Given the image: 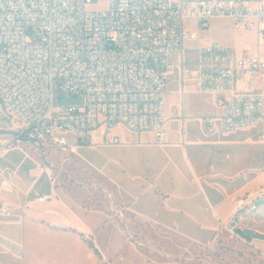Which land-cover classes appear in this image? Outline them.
<instances>
[{"label":"built area","instance_id":"2783aa9c","mask_svg":"<svg viewBox=\"0 0 264 264\" xmlns=\"http://www.w3.org/2000/svg\"><path fill=\"white\" fill-rule=\"evenodd\" d=\"M215 18L256 32L264 43V0H0V110L14 123L4 121L13 133L4 150L27 147L70 162L80 146L123 145L121 127L168 145L165 95L175 69L169 58H179L184 84L185 46L199 42ZM197 50V92L214 97L223 112L198 118L204 136L264 125V55H237L219 43ZM59 89L83 98V106L59 105ZM13 177L4 174V192L16 188ZM30 195L51 199L34 188ZM258 201L254 193L239 197L238 219ZM10 217L0 205V218ZM6 224L0 219V231Z\"/></svg>","mask_w":264,"mask_h":264},{"label":"crops","instance_id":"0c3cea01","mask_svg":"<svg viewBox=\"0 0 264 264\" xmlns=\"http://www.w3.org/2000/svg\"><path fill=\"white\" fill-rule=\"evenodd\" d=\"M211 43L228 47L237 55H264V43L258 34L236 29L229 19H213L209 29L201 32L197 49ZM169 61L178 68L177 56H171ZM170 76H175V71L167 74V83ZM184 78L179 90L182 94L185 84L196 87L192 74ZM222 113L217 108L208 116ZM178 115L173 112L166 116L168 145H156L151 132L134 134L121 127L116 135L123 145L95 148L100 160L88 165L121 193L127 202L126 210L136 224L203 249L215 248L222 239L232 237L235 229H245L258 235L248 243L264 259V215L252 212L242 221L236 216V201L253 193V181L232 168L223 169L216 157L208 155L206 150L238 143L232 138L237 132L227 137L206 138L201 130V136L196 138L186 132L184 107L181 116ZM200 117L193 119L198 121ZM12 139L13 135H0V205L11 212L10 218H0L7 222L0 231V264H40L32 260L29 250L58 248L63 238L85 249L83 256L72 257L73 264H178L160 258L153 249L146 251L145 246L139 247L129 239L125 241L130 233V220L125 213L117 214L123 222L120 225L118 220L103 212L83 208L70 197L73 195L57 189L49 180L48 171H42L27 147L4 150L2 143ZM6 172L14 174L16 188L11 192L2 189ZM32 188L51 199L40 203L33 195L26 196ZM63 212L77 223L73 226L60 224L64 222ZM101 238L104 245H101ZM86 240L93 242L100 256L88 247Z\"/></svg>","mask_w":264,"mask_h":264},{"label":"rangeland","instance_id":"374dc122","mask_svg":"<svg viewBox=\"0 0 264 264\" xmlns=\"http://www.w3.org/2000/svg\"><path fill=\"white\" fill-rule=\"evenodd\" d=\"M102 7V5L96 6V9H103ZM191 27L196 29L194 23H191ZM197 47L198 42L185 46V77L196 70ZM173 71H175V76L168 78L165 95L166 116L178 112L180 117L184 107L187 117L186 132L199 138L201 126L193 117L208 115L216 111L214 97H204L197 92L196 87H190L187 84L184 85L182 94L179 92L181 90L180 69L177 68ZM57 98L61 106L82 107L84 103L83 98L72 96L61 89L57 91ZM4 121L11 122L0 110V135L10 137L13 133L4 128ZM172 122L174 124L176 121ZM11 125L14 126V123L11 122ZM232 138L238 143L208 147L206 149L208 155L216 157L223 169L232 168L233 171H238L241 175L246 174L244 178L248 177L249 181H253L251 189L259 199H262L256 203L258 211L253 213L259 212L264 215V125H258L246 132L238 131ZM69 139L71 142L74 141L72 138ZM27 150L40 163L42 169L48 171L55 181V187L73 195L70 197L83 208L103 212L115 221L118 220L117 223L120 225H123V222L117 217V214L125 213L126 218L130 220L128 221L130 233L125 237V241L129 239L139 247L145 246L143 248L146 251L151 252L153 249L160 258L165 257L167 260H171V263L175 261L178 264H264V259L257 249L234 233L232 237L222 239L215 248L203 249L183 242L165 232L136 224L126 210L127 202L121 193L90 167L100 160V155L95 148L80 146L77 155H73L70 162L65 160V155L62 154L50 152L45 154L43 151L30 148ZM63 219L64 222H60L63 226H73L77 223L76 219L67 212H63ZM238 223L237 221L236 224ZM243 232L254 239L258 238V235L251 231L243 229ZM61 242L62 246L58 248L51 249L50 246L48 249H31L29 254L33 261L40 264H73L72 257H81L85 253V249L81 245H77L71 240L63 238ZM100 242L101 245H104L102 238Z\"/></svg>","mask_w":264,"mask_h":264},{"label":"water","instance_id":"95a60500","mask_svg":"<svg viewBox=\"0 0 264 264\" xmlns=\"http://www.w3.org/2000/svg\"><path fill=\"white\" fill-rule=\"evenodd\" d=\"M1 105H2V102H1V100H0V108H1ZM234 234H235V235H238L240 238H242V239L245 240L246 242H249V243L252 242V237L246 235V234L242 231V229H235V230H234Z\"/></svg>","mask_w":264,"mask_h":264},{"label":"trees","instance_id":"16d2710c","mask_svg":"<svg viewBox=\"0 0 264 264\" xmlns=\"http://www.w3.org/2000/svg\"><path fill=\"white\" fill-rule=\"evenodd\" d=\"M86 243H87V245H88V247H89L90 249L94 250V252H95L98 256H100L98 250L95 248V246H94V244H93L92 241H90V240H86Z\"/></svg>","mask_w":264,"mask_h":264}]
</instances>
